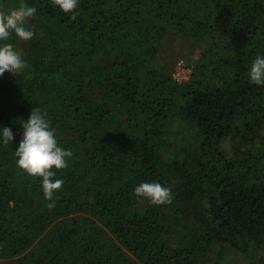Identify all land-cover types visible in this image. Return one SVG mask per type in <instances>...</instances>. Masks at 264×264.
<instances>
[{"label":"trees","instance_id":"16d2710c","mask_svg":"<svg viewBox=\"0 0 264 264\" xmlns=\"http://www.w3.org/2000/svg\"><path fill=\"white\" fill-rule=\"evenodd\" d=\"M36 8L11 43L28 67L0 77V264H264V0H0ZM76 15V19L71 17ZM198 59L185 82L160 57ZM186 54H183L185 56ZM39 107L72 151L42 178L17 168L21 120ZM170 187L171 204L136 197Z\"/></svg>","mask_w":264,"mask_h":264},{"label":"clouds","instance_id":"9594fccd","mask_svg":"<svg viewBox=\"0 0 264 264\" xmlns=\"http://www.w3.org/2000/svg\"><path fill=\"white\" fill-rule=\"evenodd\" d=\"M64 13L73 12L79 0H52ZM37 10L26 4L8 11H0V77L5 73L17 76L28 65L16 50L13 43L9 42L14 34L20 41L28 42L35 36L34 27L28 26V21L33 18ZM76 19V15L71 17ZM250 83L264 86V56H257L251 63L248 71ZM22 139L15 150L17 168L32 177L42 178L44 198L51 201L48 207H54V194L64 184L63 179H56V171L68 167V160L73 153L58 145L56 130L50 126L46 114H42L39 107L31 110L29 118L21 120ZM3 143H12L14 135L9 127H0ZM136 197L148 200L153 205L171 204L173 192L170 187H164L157 182H143L135 187Z\"/></svg>","mask_w":264,"mask_h":264},{"label":"rangeland","instance_id":"374dc122","mask_svg":"<svg viewBox=\"0 0 264 264\" xmlns=\"http://www.w3.org/2000/svg\"><path fill=\"white\" fill-rule=\"evenodd\" d=\"M188 45L184 42L181 45H172L168 48L166 52L160 57L161 63H171V66L174 67L173 76L176 74L178 64L184 62L187 65V68L192 71V64L198 59V52L187 54ZM183 54H186L183 56ZM234 264V263H233Z\"/></svg>","mask_w":264,"mask_h":264},{"label":"built area","instance_id":"2783aa9c","mask_svg":"<svg viewBox=\"0 0 264 264\" xmlns=\"http://www.w3.org/2000/svg\"><path fill=\"white\" fill-rule=\"evenodd\" d=\"M190 75L191 72L187 68V65L184 62H181L178 64L174 79H176L177 82H185L189 79Z\"/></svg>","mask_w":264,"mask_h":264}]
</instances>
